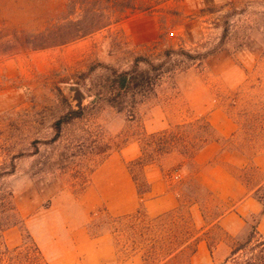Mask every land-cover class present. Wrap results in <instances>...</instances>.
<instances>
[{
  "label": "rangeland",
  "instance_id": "1",
  "mask_svg": "<svg viewBox=\"0 0 264 264\" xmlns=\"http://www.w3.org/2000/svg\"><path fill=\"white\" fill-rule=\"evenodd\" d=\"M122 2L132 7L113 13ZM101 21L112 24L33 48L62 40L50 32L70 37ZM145 60L165 65L156 69ZM136 61L152 87L119 112L103 101L106 77ZM218 109L237 125L231 138L205 129L203 120ZM178 126L184 141L153 166H170L164 176L180 195V209L159 219L110 215L109 206L124 204L128 186L147 188L133 163L148 136ZM212 141L247 157L264 153V0H0V217L11 194L22 220L5 234L10 252L0 264H54L86 227L92 236L111 231L121 250L147 253L154 262L198 230L191 202L208 223L230 209L194 179L193 159ZM168 155L184 161L174 167ZM238 174L248 186L261 180L251 162ZM27 234L40 256L15 250ZM208 238L222 234L213 229ZM253 247L227 264L257 254Z\"/></svg>",
  "mask_w": 264,
  "mask_h": 264
},
{
  "label": "crops",
  "instance_id": "2",
  "mask_svg": "<svg viewBox=\"0 0 264 264\" xmlns=\"http://www.w3.org/2000/svg\"><path fill=\"white\" fill-rule=\"evenodd\" d=\"M207 121L215 129L221 139L231 138L237 130L236 123L222 110H214L208 114ZM142 155L141 147L140 154ZM175 159L174 167L183 163V158L168 155L165 162ZM252 163L261 175V180L255 186H248L238 174ZM193 163L198 166L194 179L204 190L217 199L228 201L230 209L221 214L211 223L206 222L202 212H194L195 204L191 202L190 215L196 230L193 236L171 256L164 259L159 254L152 262L149 254H139L136 250L128 252L121 250L111 231L92 236L87 229H81L73 233L77 241L75 247L60 252L52 261L54 264H176L185 257L181 264H226L230 258L236 243L244 242L255 226L257 236L264 239V211L262 204L255 197L256 192L264 187V153H258L252 157L225 151L218 142L207 143L194 157ZM144 167L143 172L149 191L140 195L138 186H128L124 204L119 208L109 206L108 212L113 217L120 218L137 213L144 209L151 217H160L172 211L180 209L182 202L177 190L172 188L168 177L164 176L168 166ZM176 165V166H175ZM182 168V167H181ZM148 169V170H147ZM135 182V181H134ZM132 179L130 178V183ZM136 184V182H135ZM135 187V189L133 188ZM136 196H148L147 199H134ZM252 222V220H254ZM202 222L198 224V221ZM217 229L222 238L211 242L208 234ZM198 239V240H197ZM197 240V241H196ZM195 244L194 251L189 246ZM147 254V255H146ZM156 261V262H155Z\"/></svg>",
  "mask_w": 264,
  "mask_h": 264
},
{
  "label": "trees",
  "instance_id": "3",
  "mask_svg": "<svg viewBox=\"0 0 264 264\" xmlns=\"http://www.w3.org/2000/svg\"><path fill=\"white\" fill-rule=\"evenodd\" d=\"M130 4H123L121 3L120 6L116 7L113 11V13H124L127 9L131 8ZM101 12L104 10L101 9ZM119 20H116L118 22ZM96 26L93 29H86L83 28V30H77L74 34H72L70 37H64L66 34L65 32L58 31V34L50 32V37H58L61 36L62 40L59 41H50L46 45H33V48H42V47H52L57 46L60 43L64 44L68 41H73L76 39H79L80 37H83L89 33H92L94 31H97L99 29H102L104 27H107L112 24V22H97ZM230 32V27L227 24L226 30L224 31V41ZM41 36H44L41 35ZM236 49H239L238 47ZM212 52H209L205 55H209ZM204 55V56H205ZM203 56V57H204ZM170 55L167 56L166 59H168ZM141 61H136V63L128 70H118L115 68L110 69V74L106 77V81L104 84V92L101 94L103 97V101H105L108 105L115 108L119 112H123L126 109L127 105L135 104L136 100L139 96L144 95L146 88L152 87V84L148 83L147 79L139 73V66ZM145 63L150 67H155L156 69H161L165 65V61H163L159 65H154L152 62H148L145 60ZM205 124L206 131L209 130L212 133H216L215 129L212 127V125L207 121L203 120ZM182 126L175 127L173 129L174 133L171 132V130H164L157 134H152L148 136V139L144 145L141 146L142 155L140 158H138L133 164H139L144 169L145 166L149 164L155 163L159 157L163 154H167L177 148V145H180L182 143V138L178 137V134L175 133L176 129H181ZM184 141V140H183ZM147 147L152 149V156L148 154ZM155 154V155H154ZM135 182H138V178L135 177ZM138 185V184H137ZM147 188L144 191H141L139 189L140 195H145L149 191V184L146 181ZM139 186V185H138ZM264 187H261L255 194V197L257 200L262 204L263 211H264ZM5 218L0 217V259L4 257L7 253L10 252L8 245L5 241V234L17 227L18 225L22 224V220L19 216V213L17 211V208L14 204V201L12 199V195L9 194L8 200L5 201L4 204V212ZM139 215L147 216L145 210L142 208L138 210L135 216L138 217ZM157 217L156 219L161 218ZM217 219V218H216ZM150 229V226L148 227V230ZM97 236V235H96ZM193 236V234L191 235ZM257 232L255 226L253 227L252 232L250 233L249 237L240 245L237 247H234L232 254L230 258L226 261V264L229 260H231L234 256H236L239 252L242 250L249 249L250 246H254L252 249V252H256L257 254H254L252 257L244 260L241 264H264V239H256ZM198 240V239H197ZM196 240V241H197ZM188 240L180 241L176 246L169 249L165 255L163 256L164 259L171 256L175 251H177L180 247L184 245ZM196 244V243H195ZM195 244H192V247L190 248L191 251H194ZM21 247L29 248L30 250H33L36 254L39 256L41 255L40 250L38 246L36 245L33 238L27 234L25 238L22 240V244L15 248L19 249ZM2 260V259H1Z\"/></svg>",
  "mask_w": 264,
  "mask_h": 264
},
{
  "label": "water",
  "instance_id": "4",
  "mask_svg": "<svg viewBox=\"0 0 264 264\" xmlns=\"http://www.w3.org/2000/svg\"><path fill=\"white\" fill-rule=\"evenodd\" d=\"M72 90H75L76 92H80V90L78 89V88H74V89H72Z\"/></svg>",
  "mask_w": 264,
  "mask_h": 264
}]
</instances>
